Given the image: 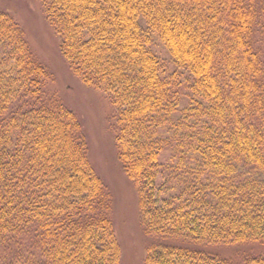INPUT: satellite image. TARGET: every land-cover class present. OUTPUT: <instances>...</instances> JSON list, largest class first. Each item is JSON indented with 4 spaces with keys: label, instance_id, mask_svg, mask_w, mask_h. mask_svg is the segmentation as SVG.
<instances>
[{
    "label": "trees",
    "instance_id": "obj_1",
    "mask_svg": "<svg viewBox=\"0 0 264 264\" xmlns=\"http://www.w3.org/2000/svg\"><path fill=\"white\" fill-rule=\"evenodd\" d=\"M41 3L72 71L116 108L118 158L154 237L145 264H231L176 240L264 241L261 0ZM48 77L0 12V264H120L111 196Z\"/></svg>",
    "mask_w": 264,
    "mask_h": 264
},
{
    "label": "rangeland",
    "instance_id": "obj_2",
    "mask_svg": "<svg viewBox=\"0 0 264 264\" xmlns=\"http://www.w3.org/2000/svg\"><path fill=\"white\" fill-rule=\"evenodd\" d=\"M260 5L264 8V0ZM0 12L12 15L21 25L34 57L49 77L45 92L73 110L79 117L89 145V159L111 196L109 217L121 247L120 264H145L154 237L146 233L135 182L125 173L116 147V108L101 89L89 86L71 69L60 49L61 39L46 18L41 0H0ZM153 49L174 69L171 57L158 37ZM264 59V17L255 32ZM180 79L185 82V77ZM184 84V83H183ZM185 90V89H184ZM192 250L219 257L231 264H246L264 258V241L214 243L176 240Z\"/></svg>",
    "mask_w": 264,
    "mask_h": 264
}]
</instances>
